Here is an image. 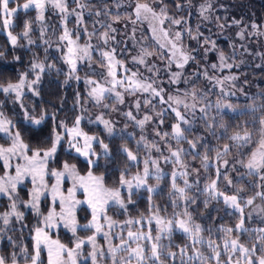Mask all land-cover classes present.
<instances>
[{"label":"snow or ice","instance_id":"1","mask_svg":"<svg viewBox=\"0 0 264 264\" xmlns=\"http://www.w3.org/2000/svg\"><path fill=\"white\" fill-rule=\"evenodd\" d=\"M71 3L75 4L76 7L70 9L69 0H25L23 4H20L19 0H0V32L7 33L8 40L13 46L17 45L18 39H26L28 45L43 47L45 54H47L49 49L52 47V40L45 38L46 28L43 26L40 28L39 44H37L36 40L31 38V33L35 30L33 27L34 23L39 22L43 24L45 21V13L49 6H51V8L60 15L61 25L63 26V32L56 41V51L61 53V59L68 67L67 78L64 80L65 85L69 84L72 78H75V80L79 82L81 77L77 74L80 71V67L78 65H86V78L83 82L90 88V91L87 93L88 97L94 100L97 105H100L103 100L111 98L113 94L114 98L123 104V96L121 92L117 91V88L124 87L125 80H127L130 85L134 83V86L131 87V94L138 91L147 94V96L143 99V106L145 108H155L156 105L153 101L157 98L160 104L167 105V109H162L157 112L155 117L150 114H146L142 119H137L131 110L125 113L126 117L131 121H135L136 126H138L141 130L145 128L146 123L155 122L157 119L159 120V123L156 125L155 136L159 137L160 141H164L169 145V154L164 155L163 149L158 143L148 145L147 140L143 135L141 136V140L145 141V147L155 148V151L160 153V157L166 164L172 163L173 165H180L183 161V157H187L189 155L194 159L199 158L201 153L200 150L205 147L208 148V151H211L212 147L210 146L207 136L198 135V140H185L184 133L192 132L197 120L205 121L206 123V116L209 111L214 109L215 112L224 114L232 108V105L230 103H217L216 105H213L211 97L216 95V89H209L205 87L195 90V84L201 79V75L209 81L215 80L216 84L221 85L219 97L223 100L225 97L231 95V93L224 90L223 81H235L236 77L224 76L223 81H221L214 76H210L207 69H205L203 73L197 71L190 74L187 79H184L182 78L181 72H172V57H175L177 51L180 52V59L176 62V67L178 69H184L185 65L197 60L196 49H193L192 52H185L183 50L181 44L182 32L177 31L175 33V38L171 41L172 57H169L168 68L171 75L167 80V84L171 86L179 85L183 82L188 86V88L193 90L191 94L197 101H199V103H194L191 109V115L193 118L190 119L188 106L186 104L183 105L184 111L182 112L179 110L181 101H174L177 105L176 107L173 106V103H170V101L173 100V97L168 95L166 88L164 87V82L159 78L160 69L155 64L148 62L147 57L151 56L152 53L148 51L146 45L140 49L138 56L132 57V61L137 66H143V69L150 75L144 76L143 73H139L141 79H136L138 71H132L131 76L125 75L123 78L117 79V67L122 68L125 74L130 71L124 60L117 59V55H123L126 51H128L125 43V47L119 48V53L117 52L119 45L124 43L123 41L117 39V34L120 29L115 27V23L119 22L121 18L120 10L125 9V11L134 12L137 20L141 18L142 14H145V18H147L146 14L148 13H151L153 17L158 18L157 13L155 12L156 5H150L148 2H139V0H135L134 3L127 5L124 3V0H97L96 10L93 12L90 10L91 0H83V2L82 0H71ZM113 4L115 5V11L111 6ZM177 7L183 8L184 5L177 4ZM211 8L212 5L208 3L207 0L205 4L200 5V15L205 21L210 19V16L205 13ZM20 11H23L25 15L34 11L36 13L35 20L26 19L24 21L22 33L14 35L13 30L16 27L15 21L18 18V13ZM86 12L88 17H95V19L92 20L93 31L91 33H89L87 29V20L85 19ZM160 14L165 15L163 8L160 9ZM73 16L75 17L76 27L70 31L67 28L66 23L68 22L69 17ZM102 17L104 19H101ZM165 18L167 19L166 16ZM163 22L164 21L161 20L162 24ZM133 23H135V21H133ZM171 23L180 25L182 20L172 19ZM232 24L240 26L241 21L233 19ZM96 25H99V28H97ZM221 27H224V25H221ZM257 27L258 26L255 23L251 24V28L253 30H257ZM99 29H104V31L99 35V39L102 41L101 44L92 45L91 43H86L83 47H79L77 45V41L81 38L82 34L88 35L89 38H91L99 32ZM56 31L57 29L54 28L53 36H55ZM187 31L188 35L191 36L192 39H196L198 43L200 42L199 37L202 36V33L197 31V35L192 36L191 29L189 28ZM165 35L168 34L165 33ZM237 36L241 40L246 38L243 28L237 32ZM131 38L135 41L134 35ZM209 44L211 45V49L207 47ZM109 46H111L110 51L107 50ZM202 46L204 47V55L207 56V53L210 50L216 48V42L212 41L208 37H205L203 39ZM160 47L163 48L164 45H160ZM241 47H243V45H241ZM94 54L98 57L96 59V63L99 65V71L91 63V61H93ZM0 55H3V53H0ZM52 59L55 60L56 58L52 57ZM219 60L221 69H231L235 66L234 64L226 63V58L222 51L219 53ZM260 66L261 65H258V67ZM31 67L33 71L38 70L36 71L35 79L27 83V90L32 92L33 95H39L37 86L40 82L41 74H43L46 70L49 72L55 70L57 75L62 74V70L57 68L55 63L49 64L46 61L39 63L32 62ZM211 67L215 70L217 65L213 64ZM109 78H111L110 81ZM108 83L111 84L110 87L106 86ZM25 84L26 77L21 75L18 83H9L6 86L0 85V92L6 95L14 93L16 97L15 102H20L21 107L23 108L24 105L21 102V97L23 95L22 90L24 89ZM125 90L128 91V89ZM187 92L186 88L185 93ZM166 95H168L167 100L165 99ZM262 98H264V94H262ZM77 101H80L79 92L77 93ZM103 108L107 109L108 105L103 104ZM135 108L137 111L141 109V103L139 100H137ZM261 109L264 110V105H261ZM113 111H116V109L113 108ZM252 111L255 112L256 108L253 107ZM168 112L174 114L176 122L171 124L170 133L168 131L161 132L159 131V128L164 124V119ZM46 116L47 113L45 112L36 118L31 116L25 109V119L30 125L40 126L46 120ZM47 118L52 119L54 122L52 133L46 141V143L50 146H37L35 149H32L28 144L24 143L21 132L17 130V126L13 124L10 119L4 117L3 113L0 112V134H3L11 141L10 147H0V159L8 157V159L5 160L4 167H10L9 161L12 156H17L18 150H21V156L26 161V165L23 168L19 166L16 168L15 176L6 175L4 178H0V196H6L11 202L9 209L0 213V221H2V224H0V239L5 238V235L8 232L16 231L14 226L10 227L13 218L16 222H20L24 219L23 212L18 210L16 192L17 185L21 183L27 175L32 176L34 188L31 192H29L28 195L30 199L24 206H31L33 209H36L37 202L44 194L40 191L39 186H35L36 179L39 177L41 184H43L46 173V165L57 153V146L61 143L62 139L67 137L69 149H74L78 156L85 157L90 169L94 170L100 167L99 160L101 156L109 160L111 159L109 146L104 143L103 140L97 141L102 149V152L97 153L93 150V142L96 138L81 131V116H76L75 124L71 128L67 127L63 121L57 123L55 114ZM95 122L102 124L105 131L110 136L114 134V127L109 120L103 118V114L97 115ZM253 124H255V120L253 121ZM260 124L264 126V120H260ZM206 126L210 129L208 135L216 136L215 131L211 130L215 126V117H213L212 125H207L206 123ZM246 126L247 122H245V127ZM261 131H264V127H262ZM170 137L177 143L186 142L188 144V148L185 149L181 147L173 150L170 147V141L168 139ZM79 138L83 139V148L80 147ZM121 138H125L123 130H121ZM219 138H225L223 131L221 132ZM250 139L251 135L248 131L245 130L242 135L237 132L230 138V143L224 146L223 152L228 153L232 151L231 142H235L239 148H242L243 145ZM262 147H264V145H262ZM28 153H30V155H28ZM120 154L126 156L128 162L139 163L138 156H136L128 147H122L120 149ZM241 156L243 157V153H241ZM19 159L20 156H17V160ZM203 159V169L206 172L211 173V169L215 167V177H208L207 179L211 178L210 183L202 188L199 186L201 177L198 169L192 170L196 174L194 182H190L191 173L187 170L188 166L184 167L185 170L182 171L175 168L172 171L170 178L171 192L169 193V196L172 198L171 205L173 209H178L180 208V202H183L185 205L183 215H181L180 212L174 211L173 218L168 219L167 221L157 214L149 218L148 223L151 224L154 220L157 226L158 235L155 238L151 235V231L134 232L132 230L127 231V235L125 237L123 234L124 228L135 224L143 226V220H128L124 224L120 225V234H114L112 229L117 226L116 222L111 221L107 215H104L102 218L109 229L108 231L103 232V236L109 242V248L107 251L98 250L96 247L97 234H100L103 229V225L100 223L101 213L104 210V206L109 204V201H112L115 205H118L120 209L126 211V203L122 198V193L120 189H102L101 178L94 177L92 175V171H89V179L94 181L97 188H100V191L103 194H98L95 189L90 191L84 178L80 177L79 186L83 188L87 199L83 202L74 199L75 183L73 188L68 189V196L65 198L59 189L61 179L64 178L66 174L71 178H75L77 175L76 165L65 162L62 171L53 169L51 172V175L56 178V183L52 185L53 202H55L58 197L62 209L59 220L56 219V213L54 211L49 212L47 217L44 219V227L41 228L37 226L34 230L35 235L32 236L34 243L31 252L27 246H21L13 240L11 235H7L8 242L12 246L13 251L9 257L0 256V264H43L41 260V253L43 251L42 245L44 248H47L48 264H77V260L80 256L79 250L86 244L92 245V251L84 256V264H89V261L90 264H101V262H103V264H108L109 260H111V264H122V262L123 264H133V261H135V264H164L165 261L168 262V264L169 261L171 264H177V261L178 264H196L197 261L203 262L205 260L207 261V264H212V261H215V264H222V258L225 253H227L228 256L227 259H223V264H233L234 259L235 264H264V208L258 207L257 209L249 212L245 211V209H252V206L255 204L257 199L264 201V151L260 152L259 158H257V153H252V157L247 161V163H244L243 160L239 162L235 160H224L221 163L219 158H217L215 164H213V162L208 160L207 156H204ZM149 165H151L154 169L155 179L160 181L163 178V173L156 159H150L144 162L142 176L137 174L133 179H125L127 170L121 173L119 183L121 187L126 186L127 188L128 204L133 203L132 196L135 192L142 189L146 190L149 194L148 199L150 202L153 198V194L158 192L157 187L150 186L147 182L148 178L153 175V172L149 169ZM229 165H231V172L239 174L242 167L247 170L248 176L258 178L260 181L259 183L256 181L247 182V185L250 188L255 185V188H253L254 195L245 198L243 190L234 187L237 181L231 175ZM237 165H239V167ZM130 166L131 164H129V167ZM179 179H182L183 186H178ZM239 180L243 181L244 176L240 175ZM221 182L224 183L223 190L219 187ZM194 187L195 192L193 193V199H187L185 194L192 191ZM230 189L232 190L231 194H228ZM201 194L207 195V198L203 201L206 209L209 207L210 202H215L217 205L222 202L226 215L238 216V222L234 225V227H225L223 224L218 225L215 221L217 219L222 220V217L212 218V223L207 227L203 226L201 223H196L189 207L198 204L199 196ZM66 199L72 200V203L65 211L64 205L66 203ZM81 203H86L91 209V221L80 225V227L86 231L94 229L93 235H89L87 240L79 239L75 243L74 248H66L65 245L60 244L59 241H51L47 235L46 229L57 226L61 221H63L64 227L69 228L75 235L78 226L75 216V207ZM220 210L221 209L219 208L216 209L217 212ZM160 211V209H157V213ZM256 216H259V226L256 228L246 226L249 222H254L256 220ZM208 218L209 217H203V219ZM24 227L25 226L21 224V230H23ZM176 231L182 232L186 237H188L191 240L193 247L196 245L203 247L205 244L204 239L201 237L202 232H207L209 237L220 233L228 234L229 236L236 233L237 238L224 239L223 252L219 250V245L216 240L209 239L207 246L212 250L214 255L210 254L207 257L202 256L198 251L194 254L186 253V249L188 248L187 245L180 249L179 257L174 251H169L167 255H165L162 248L167 247L170 249L173 246L172 237ZM244 233L249 234L252 241L251 246L240 243L239 237ZM217 239H219L218 235ZM115 240H119V243L112 246V241ZM164 240L168 241L166 245L162 243ZM141 241L143 243H140ZM133 244H135V247L132 246ZM149 246L150 255L148 254ZM118 253H127V255L126 257L117 259L116 257ZM65 255L67 257L66 260L64 259Z\"/></svg>","mask_w":264,"mask_h":264},{"label":"rangeland","instance_id":"2","mask_svg":"<svg viewBox=\"0 0 264 264\" xmlns=\"http://www.w3.org/2000/svg\"><path fill=\"white\" fill-rule=\"evenodd\" d=\"M167 1H169V0H139V2H148L150 5H156L155 12L157 13L158 18L153 17L151 13H148V14H146L147 18H145V14H142L141 18L139 20H137L133 16L132 12L125 11V9L120 10L121 11V18H120L119 22L115 23V27L120 29L119 33L117 34V39L123 41L124 43H121L119 45V47L117 48V52L119 53V48L125 47V43H126L128 51H126L123 55H117V59L124 60L126 66L130 69V71L127 74H125L122 68L117 67V79H121L125 75L131 76L132 71H138V76L136 77V79H141L139 73H143L144 76L150 75L149 73H147L143 69V66H137L132 61V57L138 56L140 53V49L146 45L148 48V51L152 53L151 56L147 57L148 62L155 64L160 69L159 78L161 81L164 82V87L166 88L168 95H171L173 97V100L170 101V103H173V106L176 107L177 105L175 104L174 101L175 100L181 101V103L179 105V110H181L182 112L184 111L183 105L186 104L188 106L189 118L192 119L193 117L191 115V109H192L194 103H199V101H197L196 98H194L191 94L193 90L191 88H188V86L185 85L183 82H181L179 85L169 86L167 84V80H168L169 76L171 75V73L168 71V68H169V59L168 58L172 57L171 41L175 38V33L177 31H180V32H182L181 44H182L183 50L185 52H192L193 49H196L197 50V60L194 62H190L188 65H186L184 67V69H178L174 66V63L176 64V62H178L180 59V52L177 51L175 54V57H172L174 63L171 64V71L172 72H181L182 78L187 79L190 74H193L197 71H200L201 73H203V71L205 69H207V72L209 73L210 76H214V77L220 79L221 81H223L224 76H234L233 74L236 73L240 79L246 81L245 84H246L247 88H246V90H237V89H235V87L233 85L234 81H232V80L223 81L224 90L226 92L231 93L230 96L225 97L223 100L219 97L221 85L216 84L215 80L209 81V80L205 79L203 77V75H201V79L196 82L195 90H199V89H202L205 87H207L209 89L215 88L216 89V95L211 97L213 105H216L217 103L224 104V103L233 102L231 104L232 108L226 112H233V114H239L240 112H243V111H251L253 107L256 108L257 107L256 105H252V107L249 106L247 108L233 107L236 105L237 102H239V103L242 101H246V102L250 101L251 102L253 100L259 101V99L262 97V94H264V75L262 76L259 74V72H261V70L264 71V22L261 23L260 25L256 22V16L253 12V9L251 8V5L250 4L244 5L245 7L243 6V9L239 12L240 14H242V12L244 10L245 18H243V17L234 18V17H232L233 12H237L236 10L240 9V7L235 5V4H238L237 1H235V0H207V2L212 5V8L208 12L205 13L206 15L210 16V19L205 21L202 18V16L200 15V5L205 4L206 0H190V1H187L184 3L183 8H178L176 4H179V3L174 2L173 5H174V10L176 11V14L171 13L173 10H172V7L170 8L169 5L166 4ZM82 2H83V0H82ZM134 2H135V0H124V3L126 5L134 3ZM243 2H246V0H244ZM23 3H21V4H23ZM69 3H70L69 4L70 9L76 7L75 4L71 3V0H69ZM96 3H97V0H91L90 10L93 12L96 10ZM111 6H112L113 10L115 11V5L113 4ZM161 8L164 9L165 15L160 14ZM49 10L51 12L53 11L52 13L54 15H53V17H49V19H47L48 24L51 23V25H56L58 22H60V27H62L61 29H63V26L61 25L60 15L55 10H53L51 8V6H49V8H48V12H49ZM56 16H58V17H56ZM165 16L167 17V19L165 18ZM85 19L87 20L88 32L91 33L93 31L92 20L95 19V17H88L87 12H86L85 13ZM101 19H104V18L102 17ZM172 19H180V20H182V23L180 25L173 24V23H171ZM233 19L241 21V25L240 26L233 25L232 24ZM140 20H143V22H141ZM161 20L164 21L163 24L161 23ZM133 21H135V23H133ZM159 22H160V24H159ZM252 23H255L258 26L257 30H253L251 28ZM221 25H224V27H221ZM66 26L68 27V29L70 31L76 27L74 16L69 17V20L66 23ZM43 27L46 28V26H43ZM53 27L56 28L55 26H53ZM96 27L99 28V25H96ZM189 28L192 31V36H196L197 31L202 33V36L199 37V40H200L199 43L196 39H192V37L188 35L187 30ZM241 28L244 29V33H245V37H246L244 40H241L237 36V32H239L241 30ZM133 30H135V31H133ZM103 31H104V29H99V32H97L96 35L92 36L91 38H89L88 35L82 34L81 38L77 41V45L79 47H83L86 43H91L92 45L101 44L102 41H100L99 35ZM1 33H3L5 35L8 44L11 45V43L8 40L7 33L6 32H1ZM165 33H167L168 35H165ZM133 35L135 36V41L131 38V37H133ZM205 37H208L212 41L216 42V48L210 50L207 53V56L204 55V47L202 46V42H203V39ZM58 38L59 37L53 38V43L55 44V49H56V41L58 40ZM73 38H75V37H73ZM65 45H66V42H65ZM160 45H164V47L161 48ZM241 45H243V47H241ZM207 47L209 49H211L210 44ZM107 50L110 51L111 46H109V48ZM221 51L225 55L226 63L234 64L235 65L234 67H232L231 69H229V68L221 69L220 68L219 53ZM65 52H66V47H65ZM97 58L98 57L94 54V58H93V61H91V63L99 71V65L96 63ZM213 64L217 65V68L215 70H213V68L211 67ZM258 65H261V66L258 67ZM78 66L80 67V71L77 74L81 77L80 81L78 82L75 80V78H72L70 80L69 84H67V85L78 86V84H81L82 88H83L82 92L84 93V96H80V101L78 102L77 101V93L78 92H76L75 101L73 102V104L70 105V108L73 109V111L75 113L74 114V120L70 125H66V126L69 128L73 127L75 124V118H76V116L79 115L82 117L81 124L87 122V124L91 123V124L97 125L103 131V135H106L107 137H111V136L121 137V130H123V134H124L125 139L129 140L132 144H134V146L132 145L133 149H130V150L139 158V167L138 168L135 167V164H137L136 162H127L128 168H129V164H131L130 167H134V168H136V170H133L132 172H130V175H128V177H125V179H133L137 174L142 176L143 175L144 162L146 160L156 159L158 161V165L161 168V171L163 173V178H166L165 180L169 183V185H168V192L169 193L171 192V179L170 178H171L172 171L174 170V168L179 170V171L185 170L184 167H186V166H188L187 170L191 173L190 182H194L196 179V174L192 170L193 169L199 170L200 177H201L200 182H199V186L202 188V187L206 186L208 183H210V178L207 179L209 176H211V177L213 176L212 178L215 177V167H213L211 169V173L206 172L203 169L202 165L204 163V159H203L204 156H207L208 160L213 162V164H215V161L217 160V158H219L221 163L224 160H235V161L239 162L243 159L241 157V154H240L238 148H236V147L234 148V146H232L231 152L224 153L222 150L220 151V149H222V147L219 146L218 144H216V142H210V146L212 147V150L208 151L207 147H205L203 149L204 152L202 150H200L201 153H200L199 158L194 159L192 156L189 155L187 157H183V161L180 165H173L172 163L166 164L164 162V160L160 157V153H157L155 151V148L145 147V141L141 140V136L143 135L145 137V139L147 140L148 145L158 143L159 146L163 149L164 155L169 154L168 153L169 145L166 144L164 141H160L159 137L155 136L156 125L159 123V120L157 119L155 122L146 123L145 128L143 130H141L138 126H136L135 121H131L126 117L125 113H127L129 110H131L133 112V114L137 117V119H142L146 114H150V115L155 117L157 112L161 111L162 109L166 110L167 105L160 104V102L157 98L156 100L153 101V103L156 105L155 108H152V109L145 108L143 106V99L147 96V94H144V93L139 92V91L134 93V94H131V87L134 86V83L132 85H130L127 80H125L124 87H118L117 88V91L121 92V94L123 96V99H124L123 104H121L119 101H117L114 98V94H113V96L111 98L105 99L102 101V103L100 105H97L94 100H92L90 97H88L87 93L90 91V88L87 85H85V83L83 82L84 79L86 78L85 77L86 65H78ZM65 67H66V78H67L68 67L66 64H65ZM231 72H232V74H231ZM28 73L32 76L30 79L26 77V84H25L24 89L22 90L23 95L21 97V102L24 105V107L23 108L21 107L20 102H16V104H15L16 110L14 113H15V115L18 114L19 119L22 120V122L30 125L27 122V120L25 119V109L28 111V113L31 116L36 117V118H38L41 114H43V112H41L40 115H38V116H35L32 114V112L35 110V105H34V102H32V101L34 98H36L37 95H33L32 92H29L27 90V83L31 82L32 80L35 79L36 73H34V77H33V73L32 74H31V72H28ZM25 74H23V75H25ZM110 79L111 78H109V81H110ZM18 82H19V80L16 83H18ZM13 84H15V83H13ZM106 86L110 87L111 84L108 83V84H106ZM186 88L188 91L187 93H185ZM125 89H128V91H126ZM4 95H6V94H4ZM11 95L15 98L14 101H16L15 94L13 93ZM168 95L165 96L166 100L168 99ZM253 98H255V99H253ZM137 100H139L141 103V109L139 111H137V109L135 108V104H136ZM103 104H107L108 108L104 109ZM256 104H259V103H256ZM261 105L262 104H259V106H261ZM113 108H115L116 111H113ZM0 112H2V111L0 110ZM260 112H262V111H260ZM101 114H103V118L109 120L111 122L112 126L114 127L115 131H114L113 135L110 136L105 131L104 126L102 124L95 122L96 116L101 115ZM3 115L7 119H10L5 114H3ZM47 116L51 117L52 113H47ZM213 117H215V126L211 130L215 131L216 136L208 135V138L210 140L217 139L220 136V131L222 129V126L226 127V123L223 125L220 124L219 120L221 119V115H220V113L215 112L214 109L207 113V116H206L207 125H212ZM10 120L12 121V119H10ZM60 121L65 122L63 119H61ZM12 122L14 124V121H12ZM174 122H176L175 118H174V114H172L171 112H168L167 115L165 116L164 124L159 128V131H161V132L168 131L170 133L171 132L170 126ZM206 123H205V121H200V120L196 121V124L194 127V133L197 136L198 135L207 136V133H209L210 129H209V127L206 126ZM65 124H66V122H65ZM31 126H33V125H31ZM88 126H91V125L88 124ZM198 126H200V127H198ZM33 127H36V126H33ZM80 129H81V131L86 133L82 129L81 125H80ZM218 130H219V132H217ZM86 134L96 138V140H94V142H93V150L96 151L97 153H101L102 149H101L99 143L97 142V141L101 140L100 137L96 134H89V133H86ZM240 134L242 135L243 133H240ZM184 138H185V136H184ZM0 139L4 140L3 142L0 141V147L8 148L11 146V141L7 137H5L3 134H0ZM168 139L170 141V147L173 150L179 149L181 147L185 148V149L188 148L187 143H184V142L177 143L174 139H171V137ZM195 140H198V138ZM138 142H139V150H138ZM258 142L259 143H257L256 148L252 151V153H257V158H259L260 152L264 151V147H262V145H264V137L259 138ZM60 144H63V147L66 151L72 152L73 154L77 155V153L75 152L74 149H69V143H68L67 137L62 139ZM60 144L57 146V150H58ZM79 144H80L81 148L84 147V142H83L82 138H79ZM136 150H137V152H135ZM252 153L247 158L243 159L244 163H247V161L251 159ZM28 155H30V153H28ZM17 156H20L19 160H17ZM17 156L11 157V159L9 161L10 167H8V168L4 167L5 160H7L8 157H5L4 159H0V165L2 168V171H0V178H4L6 175L15 176L16 175V171H15L16 168L18 166L23 168L26 165V161L21 156V150L17 151ZM54 157H55V155L49 160V162L46 165V173L44 176L43 184H41L39 177H37V179H36L35 186H39L40 191L42 193H44L40 197V200L37 202L36 209H33L31 206H29V207L24 206L25 203H27L30 199L29 195H28L29 192H31L32 189L34 188L32 176L31 175L25 176L24 179L22 180V182L17 185V188L18 187H24L27 190V199L26 200L19 197L18 193L16 192V197L18 196L17 197V206L21 202V204L25 207L26 211H29L33 216H36V217L39 216L40 217V219H39L40 224L38 226L41 228L44 227V219H45V217H47L49 212L54 211L56 213V219L59 220V216H60V213L62 210L58 197H57L56 201L53 202L52 185L56 183V178L51 175V172L53 169H55L57 171H62L64 163L60 166V168H50L49 164H50V162L53 161ZM78 157H80L82 160L87 162V159L85 157H82V156H78ZM237 166L239 167V165H237ZM128 168H126L125 170H128ZM149 169L151 172H153V175L150 178H148L147 182L150 186L158 188L159 184L162 182L163 178L160 181H157L155 179L154 169L152 168L151 165H149ZM229 170H230L231 175L236 179V181H237L236 184L238 182H241V181H238L240 175L244 176V180L242 181L243 185H247L248 181L249 182L256 181L257 183L260 182L257 177L248 176L247 170L242 168V167H241L239 174H237L235 172H231V165H229ZM89 171L90 170H88L84 174H81L76 169L77 175L75 178L68 177L66 174V176L61 179L60 184H59V189H60V192L63 193L65 198H67V196H68V189L73 188L74 183H75L74 199L82 201V202L87 199L83 188H81L79 186V178L80 177L84 178L85 183L89 186L90 191L95 189L98 194H101V195L103 194V193H101L100 188H97L94 181L89 179V177H88ZM92 175L94 177H100L101 178V176L95 175L93 173H92ZM236 184L234 185V187L242 189L245 198L254 195V191L251 192L250 190H253V188H255V185H253L252 188H250V187H242L241 188V187H236ZM178 186H183L182 179L178 180ZM101 187H102V189H105V190L120 189V191L122 193V198L125 200L126 205L128 204L127 203L128 191H127L126 186L121 187V185L119 183L118 187H116V188H108L102 183V178H101ZM219 187L221 190H223L224 183L221 182ZM231 191L232 190L230 189L229 192H231ZM194 192H195V187L192 190V194ZM249 192H251V193H249ZM190 194H191V192L186 193L185 194L186 198H189V199H190V197L193 198V195H190ZM200 196H203L204 198L207 197L206 194H202ZM1 199H5L6 204H7L6 208L3 209V211H0V213H3L9 209L11 202L9 201V199L6 196H0V201H1ZM43 199H47V201H48L47 211L45 214L40 215L39 211H40V207H41V201ZM171 199L172 198L170 197V199L167 200L170 208L167 209L166 212L157 213L156 207L153 208V206H152V209H150L148 211V213H146L144 215H140L137 218H131V219L127 218L126 220L121 221V222L115 221L108 214L107 210L109 208H114L115 212H118L120 210L118 205H115L112 201H109V204L104 206V210L101 213L100 223L103 225V229H102V232L100 234H97V239H96L97 249L102 250V251H107L109 248V242L103 236V232L109 230L107 227V224L105 223V221L102 218L104 215H107L111 219V221L116 222L117 226L114 229H112L114 234L119 235L121 232L120 225L124 224L128 220H133V221L143 220V226H141L140 224L129 225L128 227L124 228L123 234L126 237L127 231H129V230H132L134 232H139V231L149 232V231H151V235L153 236V238H155L158 235L157 226H156L154 220L152 221L151 224H149L148 223L149 218H151L152 216L157 214V215H160L165 221H167L168 219L173 218L174 211L180 212L181 215H183V210L185 207L183 202H180V208L173 209V207L171 205ZM71 203H72V200L66 199V203L64 205L65 211L67 210V208L69 207V205ZM81 207H84L90 214L89 219L85 222H80L77 218V211ZM258 207L264 208V201L257 199L255 204L252 206V209H245V211L249 212V211H252L254 209H257ZM193 208H194V212H195V205L190 206L189 210L192 211ZM194 212H193V214H194ZM75 216H76V221H77V225H78L75 235L71 232V230L69 228L64 227V223H63V221H61L57 226L46 229L47 235L49 236L50 240L51 241H59L56 237H52L51 233H56L58 230H63L64 232L69 233L73 237L72 246H67L64 243H61L60 241H59V243L65 245L66 248H74L75 243L79 239L87 240V237L89 235H93L94 229L87 230L88 233L85 234L84 231H86V230H84L80 227V225L86 224V223L91 221V209L88 207V205L86 203H81V204L76 205ZM196 216H200V215H198V214L193 215L194 221L196 223H198L200 217H197L195 219ZM181 218H183V217H181ZM258 222H259V216H256V220L254 222H249L246 226H250L251 228H256L259 226ZM0 223H2V221H0ZM36 227L37 226L35 225L31 229L32 231H31L30 236H31V240H32V246L34 243L32 236L35 235L34 230ZM79 231L84 233V234L78 235L77 233ZM176 232H179V231H176ZM179 233H182V232H179ZM201 237L205 241V244L203 245V247H201L200 245H196L193 247L191 240L189 239V243L187 244L188 248L186 249V253H193L194 254L195 252L198 251L204 257H207L210 254L214 255V253H212V250L210 248H208V246H207L206 241H208L207 240L208 234H204L202 232ZM215 237L216 236L214 235V238H212V239L215 240ZM220 238L221 239L218 241L216 240V242L219 245V250L221 252H223L224 251V248H223L224 239L237 238V234H231L230 236L228 234H224ZM245 239H247L246 241H248V242L241 241V236H240L239 237L240 243H243L247 246H251L252 241H251L248 233H246ZM173 240L174 239L172 238V245L173 246L170 249H168L167 247H164V248H162V251L164 252L165 255H167V253L169 251H174L177 253V256L179 257L181 248L176 250L177 244ZM118 243H119V240L112 241V246H114L115 244H118ZM140 243H143V242L141 241ZM162 243L166 245L168 243V241L164 240ZM132 246L135 247V244H133ZM42 248H43L42 252H44V254H45V260H44L43 264H48L47 248H44L43 245H42ZM91 251H92V245L91 244H86V245L82 246V248L79 250L80 256L77 260V264H84V256L87 255V253H89ZM148 254L149 255L151 254L150 253V246H149ZM126 255H127V253H118L116 258L121 259L123 257H126ZM227 256H228V254L225 253L224 257L222 258V264H223V259H227ZM41 259H42V257H41ZM64 259L65 260L67 259L66 255H65ZM89 264H90V261H89ZM101 264H103V262H101ZM108 264H111V260L108 261ZM122 264H123V262H122ZM133 264H135V261H133ZM164 264H168V262L165 261ZM169 264H171L170 261H169ZM177 264H178V261H177ZM196 264H207V261L206 260L203 262L197 261ZM212 264H215V261H212ZM233 264H235V259L233 260Z\"/></svg>","mask_w":264,"mask_h":264},{"label":"trees","instance_id":"3","mask_svg":"<svg viewBox=\"0 0 264 264\" xmlns=\"http://www.w3.org/2000/svg\"><path fill=\"white\" fill-rule=\"evenodd\" d=\"M190 0H169L166 2L169 7H172V14H176V11L174 10L173 3H179L184 5L185 2ZM238 2L237 5L240 7L239 10H236L237 12H233L232 17L234 18H245L244 10L242 14L239 12L243 9V6L246 4H250L251 8L253 9V12L256 16V22L260 25L264 22V0H246V2H243L244 0H235ZM25 0H19V3H23ZM70 4V3H69ZM177 5V4H176ZM15 6V5H13ZM245 7V6H244ZM53 12V11H52ZM50 10H48L45 13V21L43 24L36 22L33 24L34 31L31 33V38L33 40L37 41V44L40 43L39 36H40V28L42 26H46V39L52 40V47L49 49V52L45 54L43 47H37L36 45H28L26 39H18V43L16 46L9 45L7 42V39L3 33L0 32V53H3V55H0V85H6L9 83H16L21 75L25 74L24 76L27 78H31L32 75H30L28 72L36 73V71L32 70V62H47L49 64L55 63L56 67L62 70V74L57 75L56 71L53 70L51 72L45 71L43 74H41V79L38 84V90L39 95L36 96V98L33 99L32 102H34L35 110L32 112L33 115L38 116L41 112L43 113H52V116L55 114L56 122H59L61 119H63L66 122V125H70L74 120V111L70 108V105L73 104L75 101V95L76 92L80 93V96H84V93L82 92L83 88L81 84H78V86H71V85H65L64 80L66 79V67L61 59V53L56 51L55 44L53 43V38L59 37L63 29L60 27V22H58L56 25L48 24L47 19L49 17H53V13ZM133 16L135 17V14L132 12ZM36 13L34 11L28 13L25 15L24 12L20 11L18 13V18L16 19V27L13 30L14 35H18L22 33L23 27H24V21L26 19L28 20H35ZM58 17V16H56ZM136 18V17H135ZM53 26H55L57 29L56 35L53 36ZM68 28V27H67ZM53 37V38H52ZM169 56V55H168ZM52 57H55L56 59L53 60ZM169 59V58H168ZM174 63V62H173ZM188 65V64H187ZM174 66L176 67V64L174 63ZM186 66V65H185ZM177 68V67H176ZM247 68V67H246ZM232 74V72H231ZM260 75H264V71L261 70L259 72ZM236 77V80L234 81V87L237 90H246V84L245 80H242L239 78V76L234 73L233 74ZM261 88V87H260ZM257 90V89H256ZM14 97L12 95H4L0 92V110L3 114H5L7 117L12 119L14 121V124L17 126V130L21 132L22 139L25 144H28L32 149H35L37 146L41 147H49L50 145L46 143L48 138L50 137L52 130H53V120L46 117V120L40 125L33 127L31 125L25 124L22 122V120L19 119L18 114L15 115V104ZM264 105V98H260L259 101L253 100V101H242L237 102L235 106L237 108H247L249 106L252 107V105H256V111H243L239 114H233V112H225L221 115L220 124L223 125L226 123V127L222 126V129L220 131L224 132V139H220L219 137L217 139L210 140L208 138L207 133V139L209 142H216L219 146L222 147L220 151H223V148L226 144L230 143V138L236 134L237 132L243 133L245 130L248 131L251 135V140H249L246 144L243 145L242 148H239L235 142H232V146L234 148H238L240 154L243 153V159L247 158L252 151L256 148L259 138L264 137V131H261L262 126L260 124V120H264V110H262L259 106V104ZM233 102H230L232 104ZM11 104V105H10ZM262 111V112H260ZM255 120V124H253V121ZM245 122H247V126L245 127ZM91 125V126H88ZM83 123L81 124L82 129L89 134H96L100 137L101 140H103L106 144L109 146L110 150V156L111 159H106L105 157L101 156L99 163L100 167L96 169H90L87 162L82 160L77 155L73 154L72 152L66 151L63 147V144H60L57 153L55 154V157L52 162H50L49 167L50 168H60V166L63 163L68 164H74L76 165V169L79 173L84 174L88 170L92 171L93 174L101 176L102 183L108 187V188H116L119 185V180L121 173L125 171L126 168H128V161L124 155L120 154V149L122 147H128L129 149H133L132 147L134 144H132L129 140H126L125 138L117 137V136H111L107 137L106 135H103V131L94 124L91 123ZM200 127V126H198ZM217 130V129H216ZM196 131V130H195ZM219 132V130L217 131ZM185 140H195L198 138V136L194 133V130L192 132L184 133ZM1 142L4 140L0 139ZM6 143V142H5ZM186 143V142H184ZM133 145V146H132ZM204 149V148H203ZM201 149L203 152L204 150ZM137 152V150L135 151ZM242 159V160H243ZM135 167H139V163L135 164ZM134 167H129L127 170V175L125 177H128L130 175V172L133 170H136ZM0 171H2L1 165H0ZM211 177V176H209ZM213 177V176H212ZM211 177V178H212ZM210 178V179H211ZM166 178H163L162 182L159 184L158 192L153 194V198L151 202L148 199V194L145 190H140L139 192H135V194L132 196L133 203L127 204L126 208L127 210L120 209L118 212H115L114 208H109L107 210L108 214L112 219L115 221L121 222L131 218H137L140 215H144L148 213L150 209L156 207V209H160L161 213L166 212L167 209L170 208L167 200L170 199L169 192H168V185L169 183L165 180ZM150 180V179H149ZM240 181V180H238ZM236 184V183H235ZM236 187H248L247 185H243V182H238L236 184ZM251 192L253 190H250ZM192 194V191H190ZM249 192V193H251ZM18 196L22 199H27V190L24 187H18L17 188ZM228 194H231L229 192ZM202 195V194H201ZM17 196V197H18ZM207 197L199 196L198 204L195 205V212L194 208L192 209V214H198L200 217L198 223H201L203 226L207 227L212 223V218L215 217H222L223 219H217L215 222L219 224H223L225 227H234V225L238 222V216H228L225 214L224 206L222 202L217 205L215 202H210L209 207L206 209L204 206V199ZM189 199V198H187ZM190 199H193L190 197ZM47 199H43L41 201V207H40V215H43L47 211ZM7 206L6 200L1 199L0 201V211H3ZM221 209L219 212L216 211V209ZM19 211L24 213V219L20 222H16L13 218L12 224L10 227L14 226L16 231L15 232H8L5 235V238L0 239V256L9 257L11 252L13 251L12 246L9 244L7 235H11L13 240H15L18 244L21 246H27L28 249L32 250V240H31V229L36 225L38 226L40 224V217L39 216H33L29 211H26L25 207L21 204V202L18 204ZM193 214V215H194ZM90 214L89 212L84 208L81 207L77 211V218L80 222H85L89 219ZM203 217H209L208 219H203ZM2 224V223H0ZM21 224H23L25 227L23 230H21ZM85 234L88 233V231H84ZM84 233L78 232V235H83ZM204 234H208L207 232H203ZM236 234V233H233ZM52 237H56L61 243H64L67 246H72V239L73 237L63 230H58L56 233H51ZM217 235L219 236V239H217ZM215 235V240H220L221 236L224 234H217ZM246 233H244L241 236V241H246L245 239ZM176 245V250L179 248H183L185 245L189 243V238L186 237L184 234L175 232L173 237ZM214 238V235L212 237H207V240ZM208 242V241H206ZM248 242V241H246ZM18 251V250H17ZM42 262L44 263L45 260V254L44 252L41 253Z\"/></svg>","mask_w":264,"mask_h":264},{"label":"flooded vegetation","instance_id":"4","mask_svg":"<svg viewBox=\"0 0 264 264\" xmlns=\"http://www.w3.org/2000/svg\"><path fill=\"white\" fill-rule=\"evenodd\" d=\"M141 22H143V20H140Z\"/></svg>","mask_w":264,"mask_h":264},{"label":"water","instance_id":"5","mask_svg":"<svg viewBox=\"0 0 264 264\" xmlns=\"http://www.w3.org/2000/svg\"><path fill=\"white\" fill-rule=\"evenodd\" d=\"M159 24H160V22H159Z\"/></svg>","mask_w":264,"mask_h":264}]
</instances>
